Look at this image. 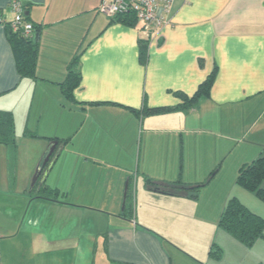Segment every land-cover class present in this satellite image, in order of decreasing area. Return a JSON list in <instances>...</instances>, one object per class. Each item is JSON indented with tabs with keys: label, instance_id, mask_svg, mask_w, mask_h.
<instances>
[{
	"label": "crops",
	"instance_id": "crops-1",
	"mask_svg": "<svg viewBox=\"0 0 264 264\" xmlns=\"http://www.w3.org/2000/svg\"><path fill=\"white\" fill-rule=\"evenodd\" d=\"M19 1L27 5L29 21L40 28L37 78H20L6 28L0 26V110L10 111L13 117L17 109L26 112V124L43 116L45 104L57 111L58 105L66 107L65 102L71 103L69 110L74 106L73 111L87 117L92 110L97 119L135 116L126 142L130 154L136 155L124 166L118 165L115 175L92 179L87 169L95 165L104 174L101 161L106 160L99 161L94 154L109 151L88 141L90 136L82 131L85 121L79 119L59 133L39 135L36 131L48 143L57 141L60 152L43 180L16 193L15 201L23 209L30 204L36 209L30 225L23 224L21 209L11 206L13 193L0 194V264H234L236 257L228 248L248 255L256 249L253 263L264 264V239L246 248L227 233L210 230L218 215L217 199L205 210L208 219L202 228V223L195 222V213L181 208L192 209L194 199L155 192L144 181L145 176L157 184L180 178L195 185L212 174L200 188L197 202L204 187L224 176L232 188H227L222 200L226 203L235 196L247 206L244 202L250 199L253 203L247 207L264 218V203L235 185L239 167L264 154V0H174L170 24L149 39L145 65L138 59V40L147 38L146 34L110 23L96 11L101 0ZM9 2L0 0L4 20ZM79 52L81 80L73 91L74 100L110 103L78 105L64 98L58 84ZM213 68L209 97L191 108L146 116L123 107L139 110L144 102L151 108L180 105L183 99L175 93L191 98ZM87 122L92 130L93 124ZM67 138L69 142L61 143ZM1 147L6 148L0 144L7 176L8 157ZM57 163L70 166L68 181L53 176ZM139 177L142 188L137 186ZM7 179L10 189H16V172L14 180L9 175ZM43 184L63 197L58 202L31 200ZM128 190L134 204L132 213L124 217ZM147 199L157 206L152 207ZM91 211L108 214L99 225H83ZM62 214L77 217L81 224L77 219L57 224ZM212 243L222 250L218 260L208 257Z\"/></svg>",
	"mask_w": 264,
	"mask_h": 264
},
{
	"label": "trees",
	"instance_id": "trees-1",
	"mask_svg": "<svg viewBox=\"0 0 264 264\" xmlns=\"http://www.w3.org/2000/svg\"><path fill=\"white\" fill-rule=\"evenodd\" d=\"M104 0H101L96 11L99 13L98 8ZM110 1V0H106ZM10 3V2H9ZM25 13V21H29V17L26 13L27 5L23 4ZM110 23H121L126 26L136 28L140 32H144V26L140 24L134 13L128 11L126 13L116 14L112 17H108ZM33 25V34L31 38H24L22 35L13 33L10 29L6 28L7 38L12 46V50L15 58V66L20 78H28L35 80L36 77V61H37V37L40 33L39 25L30 22ZM145 34V33H144ZM147 36V35H146ZM34 37V38H33ZM149 37V38H148ZM150 36L141 37L138 40V59L140 64L145 65L148 59ZM80 52L76 54L67 66L66 75L60 86L61 92L64 98L69 102H75L78 105H101L110 102H92V103H79L74 100L73 91L80 85L81 75L79 69ZM201 59H199V65ZM216 69L213 68L206 79L198 86L195 93L191 98H187L182 93L176 92L175 95L183 99L182 104L174 107H148L144 102L139 110L134 108L123 106L126 109L134 113H140L142 115H154L165 112L173 111L174 109H188L195 106L201 98L209 97L210 88L213 83ZM139 111V112H138ZM33 136H36L33 134ZM69 142V139L62 140L61 143L65 144ZM0 144L4 145L7 150L8 157V175L10 180L15 178V155H16V142H15V122L13 114L10 111L0 110ZM212 175V174H211ZM207 181L200 184H187L180 178L175 181L156 183L149 177H144L145 185L153 188L155 192H159L164 195L170 196H187L191 199L198 197L200 188L206 185ZM235 185L245 191L248 194L253 195L258 200L264 203V154L258 156L249 163L241 165L237 171L235 178ZM129 189V186L127 187ZM36 188L32 189L35 194ZM34 199H44L48 201L58 202L59 198H62V194L57 190L48 187L43 184L38 191H36ZM133 198L129 192L124 197V210L122 216L128 217L132 213ZM217 226L235 239L243 246L250 248L259 239H264V218L254 212H252L247 206H245L237 197L232 196L228 198L221 212ZM208 257L211 259H220L222 257L221 248L212 243Z\"/></svg>",
	"mask_w": 264,
	"mask_h": 264
},
{
	"label": "rangeland",
	"instance_id": "rangeland-1",
	"mask_svg": "<svg viewBox=\"0 0 264 264\" xmlns=\"http://www.w3.org/2000/svg\"><path fill=\"white\" fill-rule=\"evenodd\" d=\"M11 1V0H10ZM7 15H6V21H12L14 18L13 13L10 11V9L7 7ZM103 16H106L105 14L100 13ZM107 17V16H106ZM0 26L4 27L2 23ZM40 94L36 95V98L39 97ZM56 95L52 94V98H55ZM6 98H9V96L4 97L3 100L4 102L7 103L5 100ZM12 98V97H10ZM65 102V101H64ZM66 103V107H63L61 105H58V110L54 111V106H50L49 104H45L43 107L45 109V112L43 116L40 119L36 120H30L29 124H26L25 117L27 114L26 112H20L18 109L16 110V113L14 114L15 117V125H16V130H15V142L17 145V152L15 155V165H16V180H17V188L13 189L11 191L10 187L8 186V179H7V171L5 169V161L0 159V194H6V193H13V199L11 201V206L15 208L16 210L21 209V216L24 214V220L23 224L30 225L31 221L30 218L33 214V212L36 210L33 204H30L28 209H23V205L19 204L15 200V196L18 194L16 193H22L25 189H28L31 185V180L34 175L36 166L42 157L43 153L45 152L46 148L48 147L49 143L46 142L45 139L39 138L35 133L38 132L39 135L41 134H52V133H57L66 131L67 128H69L72 124H75L77 120H82V121H88L87 123H92V130L91 128L84 123V127L82 131H85L87 136H90L88 138V141L90 143H96V145H102V149L105 151H109L106 154L103 153H98L94 154V157H98L99 161L103 157L106 160L101 161L102 167L101 171L104 172L102 174L95 165H91L89 170L87 169V172L89 176H91L92 179H97V178H106L105 176H110L111 174L115 175V173H118L117 170H120L118 168V165L121 167L124 166L125 164L128 163V160H130V156L136 155L130 154L131 153V148H129L128 143L126 142L127 138L126 135L131 132L134 128V119L136 123V117L133 116L131 118H125L122 119L119 116H111L108 117L107 119H102V118H94L96 111H89L87 117L85 113H82L81 111H73L76 109V107L71 106L72 110H69V106L67 104H71L68 102ZM62 108L65 109V111L61 110ZM35 107H33V111H35ZM33 114V113H32ZM46 114V115H45ZM94 116V117H93ZM94 118V120H92ZM88 119V120H87ZM97 119V120H96ZM24 124V126H22ZM26 130V131H25ZM31 130V131H30ZM37 131V132H36ZM58 132V133H59ZM35 134L36 136H33ZM124 143L125 145L123 146ZM120 146L118 147V145ZM44 145V146H43ZM127 146V147H126ZM113 147V148H111ZM3 151L6 152V149L4 147H1ZM100 149V148H97ZM116 155H118V159H115ZM67 163L66 161H64ZM14 165V166H15ZM70 167V166H69ZM68 164H65L64 166L59 165L57 163L56 165V173L53 176H57V178L62 179L64 181H68ZM135 164L132 163V169L134 171ZM90 171V172H89ZM142 178L139 177L137 186L139 188H142ZM132 185L136 187V179H132ZM233 186H235L233 184ZM229 187L232 188V185L228 184L226 182V179L224 176L220 179H216L213 181L208 188H203L198 201L193 200L192 209H189L188 207H181L184 211L189 212L190 214L196 215L195 222L199 225L202 223V228L205 226L207 223V217L205 216L206 212L205 210L208 208H211L213 206V203L211 201H217L215 202L214 206L216 209V213L218 215L216 218L220 216V213L223 211L225 200L222 198L224 197V193H226L227 188ZM235 190L237 191V187H234V193ZM34 194V193H33ZM23 196V195H22ZM251 198H254L257 200L253 195H251ZM24 200V199H23ZM20 201V200H19ZM22 201V197H21ZM147 203H149L152 207H156V201H149L147 199ZM246 204L250 205L253 203L250 199H246L245 202ZM247 205V206H248ZM249 207V206H248ZM121 209V206H120ZM197 210V211H195ZM43 211V207H42ZM214 212V210H213ZM44 213V211H43ZM108 213L107 212H101V211H91V214L87 216L84 221L83 225L86 226H95L101 224V219L103 220V217H105ZM190 214H187L189 216ZM192 218V217H191ZM214 218L211 224H214L215 227L210 226V230L214 231L215 229L217 230L216 233L219 234H224L218 226V220L215 223ZM77 217H69L68 216H63V214L60 216V218L56 221L57 224H72L74 223V220H76ZM77 224H81V222L77 219L76 220ZM243 246V245H242ZM245 247V246H244ZM247 248V247H246ZM228 251L230 254H234V258L232 261L234 264H254V259L253 257L256 256V249L255 251H251L250 255L248 254H241L237 251H233L230 248H228ZM237 255V256H235ZM229 256V255H228ZM214 260V259H211ZM258 259H255V263H258Z\"/></svg>",
	"mask_w": 264,
	"mask_h": 264
},
{
	"label": "built area",
	"instance_id": "built-area-1",
	"mask_svg": "<svg viewBox=\"0 0 264 264\" xmlns=\"http://www.w3.org/2000/svg\"><path fill=\"white\" fill-rule=\"evenodd\" d=\"M173 2L174 0H104L98 11L107 17L131 11L137 21L144 26V33L151 38L157 35L162 27L170 24ZM7 7L14 18L12 21L0 18V24L24 38H31L33 25L24 19L23 4L19 0H11Z\"/></svg>",
	"mask_w": 264,
	"mask_h": 264
},
{
	"label": "water",
	"instance_id": "water-1",
	"mask_svg": "<svg viewBox=\"0 0 264 264\" xmlns=\"http://www.w3.org/2000/svg\"><path fill=\"white\" fill-rule=\"evenodd\" d=\"M57 145H58L57 141H51L49 143L48 147L46 148L45 152L43 153L42 157L40 158V160L36 166L34 175H33L32 180H31L30 187H33L41 177L44 179V177L46 176V174L50 170L53 162L56 160V158L60 152V147H58ZM126 187H127V185L125 186V188ZM124 197H125V194H124Z\"/></svg>",
	"mask_w": 264,
	"mask_h": 264
}]
</instances>
